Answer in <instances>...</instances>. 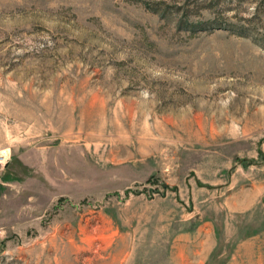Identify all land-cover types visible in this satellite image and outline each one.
Wrapping results in <instances>:
<instances>
[{"label": "rangeland", "instance_id": "obj_1", "mask_svg": "<svg viewBox=\"0 0 264 264\" xmlns=\"http://www.w3.org/2000/svg\"><path fill=\"white\" fill-rule=\"evenodd\" d=\"M0 264H264V0H0Z\"/></svg>", "mask_w": 264, "mask_h": 264}, {"label": "built area", "instance_id": "obj_2", "mask_svg": "<svg viewBox=\"0 0 264 264\" xmlns=\"http://www.w3.org/2000/svg\"><path fill=\"white\" fill-rule=\"evenodd\" d=\"M10 153L5 149L0 150V176L2 175L8 161H9Z\"/></svg>", "mask_w": 264, "mask_h": 264}]
</instances>
